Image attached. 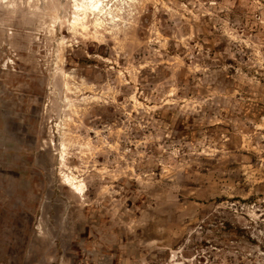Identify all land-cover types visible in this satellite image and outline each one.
<instances>
[{"label": "rangeland", "instance_id": "obj_1", "mask_svg": "<svg viewBox=\"0 0 264 264\" xmlns=\"http://www.w3.org/2000/svg\"><path fill=\"white\" fill-rule=\"evenodd\" d=\"M133 1L0 0V264H264V0Z\"/></svg>", "mask_w": 264, "mask_h": 264}, {"label": "bare ground", "instance_id": "obj_2", "mask_svg": "<svg viewBox=\"0 0 264 264\" xmlns=\"http://www.w3.org/2000/svg\"><path fill=\"white\" fill-rule=\"evenodd\" d=\"M133 2V0H73L72 10L75 17L74 20L68 24L69 33L73 35L76 33L75 31L77 29L87 32L89 31V28L95 30V33H97L101 30L108 29L107 25H110L109 29L111 30L115 25H117V22L122 20L119 14L120 10L116 11L119 9V6L121 4ZM55 19L57 18L55 17ZM109 32L110 31H107L108 34ZM61 72V70L60 72H57L58 75H60ZM62 73L64 75V79L70 77L67 72ZM66 156V151H64L59 158L60 167L63 169L61 172L63 184L66 185L77 196L83 199L85 190L82 181L78 179L75 174L68 173L64 170L66 167Z\"/></svg>", "mask_w": 264, "mask_h": 264}]
</instances>
